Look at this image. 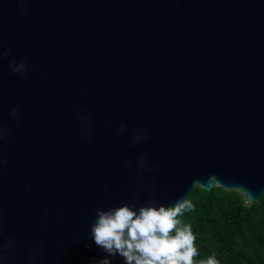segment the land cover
Returning a JSON list of instances; mask_svg holds the SVG:
<instances>
[{
    "label": "water",
    "instance_id": "water-1",
    "mask_svg": "<svg viewBox=\"0 0 264 264\" xmlns=\"http://www.w3.org/2000/svg\"><path fill=\"white\" fill-rule=\"evenodd\" d=\"M8 50L0 264H96L97 209L264 192V0H0Z\"/></svg>",
    "mask_w": 264,
    "mask_h": 264
},
{
    "label": "clouds",
    "instance_id": "clouds-1",
    "mask_svg": "<svg viewBox=\"0 0 264 264\" xmlns=\"http://www.w3.org/2000/svg\"><path fill=\"white\" fill-rule=\"evenodd\" d=\"M24 4L28 0H16ZM22 14H28L25 8L20 9ZM0 51V57L8 55ZM11 70L23 74L27 69V62L17 64L15 57L9 61ZM11 117L19 119V108L13 109ZM123 131V128L121 129ZM4 129L0 126V140H3ZM141 136L133 137V143H139ZM141 161L144 160L143 154ZM6 161L0 159V166ZM147 166L146 162L141 165ZM189 199L178 200L172 206L142 205L134 210V206L127 204L96 210V220L91 227L90 236L95 245L101 248L107 256L96 264H111L109 256H121L125 264H219L216 257L210 256L205 260L196 261L199 250L196 247V236L191 225L184 224L180 217L193 209ZM12 241L7 242L10 248ZM3 247V245H0Z\"/></svg>",
    "mask_w": 264,
    "mask_h": 264
},
{
    "label": "trees",
    "instance_id": "trees-1",
    "mask_svg": "<svg viewBox=\"0 0 264 264\" xmlns=\"http://www.w3.org/2000/svg\"><path fill=\"white\" fill-rule=\"evenodd\" d=\"M186 199L194 207L180 219L196 236L197 262L214 255L219 264H264V192L248 204L238 190L194 185Z\"/></svg>",
    "mask_w": 264,
    "mask_h": 264
}]
</instances>
